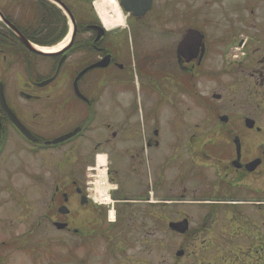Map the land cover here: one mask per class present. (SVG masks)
Segmentation results:
<instances>
[{"label":"flooded vegetation","instance_id":"1","mask_svg":"<svg viewBox=\"0 0 264 264\" xmlns=\"http://www.w3.org/2000/svg\"><path fill=\"white\" fill-rule=\"evenodd\" d=\"M58 1L76 24L73 41L64 52L31 55L29 64L16 42L0 49V77L1 72L17 67L25 75L23 84L13 91L10 87L11 96L9 86L0 83L11 109L32 135L25 137L0 107V161H5L0 166V191L4 186L11 197L8 185L16 174H23L41 183L45 207L40 224H28L25 217L26 230L20 235H0V264H12L13 255L19 264H48L50 257L43 250L48 251V242L42 239L50 240L49 230L54 240L57 235H73L74 264H210L204 257L194 261L189 254L191 232L182 236V256L169 262L153 256L161 245L160 209L176 204L173 185L178 179L203 183L212 179L220 192L224 187L233 194L234 263L262 264L264 0H151L150 9L142 15L124 10L126 27L113 33L99 31L93 6L97 0ZM120 1L137 8L136 13L147 6L145 0ZM24 7L22 19L29 38L48 45L56 42L55 20L62 19L63 13L48 0H25ZM20 19L12 18L14 24ZM3 31L0 37L11 39ZM192 33H198L199 41H188L185 52L179 54L180 45ZM41 58L52 60L47 76L38 75ZM96 65L101 66L93 68ZM51 78V84L42 85ZM140 78L157 82L151 93L157 116L151 125L134 128L125 122L134 106L129 93ZM162 79H168L172 87L158 92ZM177 93L200 104L203 128L194 129L190 116L177 111ZM241 101L250 104H238ZM72 108L74 128L56 133L66 123L63 114ZM247 120L255 122L253 129L246 127ZM72 132L77 133L70 141L52 143ZM71 146L76 149L74 161L63 152ZM155 150L160 155L151 160ZM98 154H105L110 162L108 204L95 186ZM192 161L200 167H188ZM72 164L77 167L71 168ZM219 200L226 205L227 200ZM64 206L66 216L60 213ZM188 216L178 221L191 223ZM7 217L0 214V234L3 229L11 231L6 228L11 222ZM55 223L67 227L59 231ZM55 242L51 237L57 249L60 241ZM32 246L40 249L36 256ZM58 260L59 256L54 262L59 264Z\"/></svg>","mask_w":264,"mask_h":264},{"label":"rangeland","instance_id":"2","mask_svg":"<svg viewBox=\"0 0 264 264\" xmlns=\"http://www.w3.org/2000/svg\"><path fill=\"white\" fill-rule=\"evenodd\" d=\"M24 4L25 0H0V10L4 11V14L10 16L11 18L18 19L25 15L26 9ZM97 21H99L98 16ZM114 39H117L118 42L121 40L120 36H115ZM24 61L29 62V59H24ZM39 62L41 68H38V75L47 76L48 71L52 66V60L50 58L40 59ZM0 63H2V60H0ZM45 63L46 65H44ZM25 73L27 78H31L30 73ZM24 77L25 75L22 69L17 67L11 71L8 70L7 72H1L0 80L5 82L7 87H11L13 91V87L23 84V81H25ZM170 84L171 83L168 79H162L158 92L163 90V87H172ZM157 86V82H144L142 78L136 79L135 88L132 89L133 93H129L130 99L134 96V106L128 110L131 118L125 122L127 126L134 128H144V126H147L148 123H150V125L153 123L152 120L157 116V110L151 106L153 100L151 93L155 87L157 88ZM11 88L9 89L10 96L12 95ZM177 98L178 103H180L177 106V111H183L186 113V116H190L193 124L192 127L194 129L203 128V119L205 116L200 104L195 101L190 103L187 96H179L178 93ZM21 102L25 103L24 101ZM240 103L245 106L250 104V102L246 101H241L238 104ZM63 115L67 119L66 123H64V125H62V127L59 129V132H56L59 134L72 130L75 126V111L73 108L68 113L65 112ZM124 118L125 116L123 115L122 120ZM261 124H264V121H262ZM192 133H194V131ZM52 134L53 133H51V135ZM74 148L75 146H71L70 148L66 147L63 150L65 156L71 157L73 161L75 160L76 155V149ZM157 154L160 155V151L157 152L155 150L151 152V160H155ZM53 155L57 156L58 153ZM50 156H52V154H50ZM146 156L149 160V152H146ZM4 163L5 161H0V166H2ZM75 167H77L76 164L71 165V168ZM188 167H192L194 169L199 168L200 163L197 161H192L188 163ZM68 169H66V172ZM198 170L199 169H196V171ZM36 173L37 170L35 167H33V177ZM197 174H200V171L197 172ZM65 176H67V174ZM8 186L10 187L9 194H11V197L8 196L7 191H4V186L0 191V214L2 217L7 215V221L9 218V220H11V222L6 225L7 230L11 231L8 233L4 229L1 230L2 234L0 235L5 237L8 234L11 236L20 235L24 230H26L25 225L27 224L24 221L27 219L28 224H40L41 219L43 218V210L45 208L44 198L42 197L43 187L39 181H36L33 178H29L27 180L23 174H16ZM162 187L166 188V185ZM173 187L175 188L174 193L176 196H178L176 197L177 201L174 206L170 205L171 207L168 206L167 208L160 209L162 218V227L160 232L161 245L159 251L153 254V256H159L161 258V262H163L164 259H168L169 262L171 261L169 258L176 256V253L178 250H180V246L184 245V239L182 236L171 232L168 224L170 222L182 219L185 215H189L188 217L192 222L191 236L193 244L188 248V252L191 257L195 259L194 261H196L197 258L204 257L208 259L210 264H241L234 263L237 248L233 244V194L224 190V187L220 192L219 186L212 179H210L207 183H203L201 180L197 179L187 181L178 179ZM99 194L101 195V193ZM183 194L185 197H179ZM163 196L164 195L162 194L161 201H163ZM219 199L227 200L225 203L226 205H220L221 201ZM194 201L203 202L209 205L201 206L203 203H200L201 205H199V203ZM205 206H207L206 209L208 212H211V210L213 212L210 214L213 218H209V220L206 222L208 225L205 224V220L208 217V214L203 209ZM25 217H27V219H25ZM210 224L212 229L210 228ZM0 226L3 225L0 224ZM29 229L30 228L27 230ZM51 237L53 242L60 241L59 248L56 249V247L52 246ZM49 238L50 240L42 239L44 242H48V251H46L45 248L43 250L47 252L50 257L49 263L52 262V264H56L54 262L55 257L59 256V260L57 261L59 264H74L72 263L73 235L71 233H65L62 236L57 235L54 240L53 234L51 233V230H49ZM55 244L57 243L55 242ZM38 251H40V249L32 246L33 256H36ZM1 253H3V251ZM15 256L16 255H13L9 261L12 264H19V258L14 260ZM262 264H264V262Z\"/></svg>","mask_w":264,"mask_h":264},{"label":"water","instance_id":"3","mask_svg":"<svg viewBox=\"0 0 264 264\" xmlns=\"http://www.w3.org/2000/svg\"><path fill=\"white\" fill-rule=\"evenodd\" d=\"M53 2H55L56 4H58L61 8L64 9V11L66 12V14L70 17L73 25L75 26V21L73 19V16L70 14V12L68 11V9L63 5L61 4L59 1L57 0H52ZM146 1V4L147 6L142 10L143 12L141 13H136L138 11L137 8H132V7H129L127 5H125V3L123 2V4L121 3V6L123 8H125L127 11L129 12H134L135 15H142L144 12L148 11L150 8V5H151V0H145ZM0 18L19 36V38L22 40V42L26 45V47L28 49H30L31 51H34V52H37L39 54H42V55H46L44 54L43 52H40L38 51L36 48H34L32 46V44H30L18 31L17 29L12 25L10 24L6 19L5 17L0 13ZM198 33H192V34H189L187 35L186 39L182 42V44L180 45L179 47V54H182L185 52L186 50V43L188 41H192V43H196L197 41H199V37L197 35ZM61 65V64H60ZM101 65H96L94 66L93 68H96V67H100ZM91 68L85 70L81 75L85 74L87 71L91 70ZM47 84V83H46ZM76 86V84H75ZM0 104L2 106V108L4 109V111L10 116V118L12 119V121H14L17 125V127L27 136V137H31V134L20 124V122L17 120V118L15 117L14 113L11 111V109L9 108L7 102H6V99H5V96H4V92H3V88L0 86ZM254 122L253 121H247V126L248 128H253L254 127ZM77 132H74L72 134H69L67 136H64V137H61L60 139L56 140L54 142V144H58V143H63L69 139H71L74 135H76ZM60 212L64 215H67L68 214V210L66 208H62L60 210ZM57 227L59 230H62L66 227V225H63V224H57ZM170 228L173 230V231H176L180 234H185L187 231H188V228H189V224H188V221L185 220L183 222H179V223H171L170 224ZM178 256H182L183 253L182 252H178L177 254Z\"/></svg>","mask_w":264,"mask_h":264},{"label":"bare ground","instance_id":"4","mask_svg":"<svg viewBox=\"0 0 264 264\" xmlns=\"http://www.w3.org/2000/svg\"><path fill=\"white\" fill-rule=\"evenodd\" d=\"M94 6L106 30L115 31L126 26V19L119 7L118 0H99ZM71 34L72 28L67 38L59 45L45 48L36 46V49L46 54H56L68 46L71 40ZM95 186L97 191L101 193L102 197L104 198V203L108 204L110 201L108 194L111 191V187L107 183L106 168L103 166L98 170Z\"/></svg>","mask_w":264,"mask_h":264},{"label":"trees","instance_id":"5","mask_svg":"<svg viewBox=\"0 0 264 264\" xmlns=\"http://www.w3.org/2000/svg\"><path fill=\"white\" fill-rule=\"evenodd\" d=\"M55 24H56V27H54L55 32H58V35H59L58 39H57L56 42H55V43H57V42H59L61 39H63V38L65 37V35H66V33H67V25H66V20L64 19V20L62 21V20H60V18H57V19L55 20ZM18 29L20 30V32H21L24 36H26L28 39H30V38H29V34H28V32L25 31L24 28H21V27L18 26ZM10 33H11L12 37H13L15 40H18V39L14 36V34H13L12 32H10ZM35 43H38L39 45H45V43H44V42H41L40 40H35ZM20 46H22V45H20ZM22 47H23V46H22ZM25 57H26V56H25Z\"/></svg>","mask_w":264,"mask_h":264}]
</instances>
